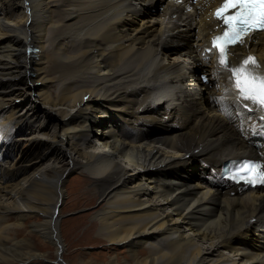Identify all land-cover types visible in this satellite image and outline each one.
Segmentation results:
<instances>
[{"label": "bare ground", "instance_id": "obj_1", "mask_svg": "<svg viewBox=\"0 0 264 264\" xmlns=\"http://www.w3.org/2000/svg\"><path fill=\"white\" fill-rule=\"evenodd\" d=\"M203 4L0 0V264H66L63 226L69 244L126 250L75 247L72 264H264V188L210 181L208 165L264 158V132L214 60ZM249 52L264 64V32Z\"/></svg>", "mask_w": 264, "mask_h": 264}, {"label": "snow or ice", "instance_id": "obj_2", "mask_svg": "<svg viewBox=\"0 0 264 264\" xmlns=\"http://www.w3.org/2000/svg\"><path fill=\"white\" fill-rule=\"evenodd\" d=\"M229 8L236 9L234 15H230L225 17L221 11H227ZM215 15L218 19L223 21L224 25L228 27L225 29L223 33V37H214L213 44L216 46V41L223 39L224 44L221 47V55L227 50V42L233 40V37L238 34L240 31H244L245 29H249L251 31L256 30H264V0H222L221 8H218L215 12ZM254 25H259V29L254 27ZM234 43L242 44L244 41H233ZM249 62H251L253 67H258L254 58L252 56H248L244 58V63L236 68H229L228 64L225 60L221 59L219 61L220 65L227 71L232 72V76L229 78L230 80H235L234 87L238 90L237 103L239 100H250L252 104H257L256 92L257 89L253 87V85L245 80L243 83L239 79L240 75L246 73L251 77L252 81L259 82V92L261 94L260 103H264V74H260L254 72L251 68L248 67ZM220 99V98H217ZM243 107L247 108V105H243ZM252 111V109H248ZM261 119H264L262 117ZM238 169H247L251 171L253 168L262 169L258 173L259 182L264 183V163L257 164L254 161H243L241 164L237 165ZM232 175H236V173H232ZM251 183V177L248 178Z\"/></svg>", "mask_w": 264, "mask_h": 264}, {"label": "rangeland", "instance_id": "obj_3", "mask_svg": "<svg viewBox=\"0 0 264 264\" xmlns=\"http://www.w3.org/2000/svg\"><path fill=\"white\" fill-rule=\"evenodd\" d=\"M20 8H18V9H16V11H15V13L13 14V18H17L18 17V15H19V13H20ZM55 83H57V81H52L51 82V84L49 85V86H51V87H53V85H54V87H55ZM48 86V87H49ZM50 87V88H51ZM27 102H29L30 103V100H25L21 105H20V109H23V111L25 110V109H27L28 108V106H29V103H27ZM39 103V102H38ZM25 104H26V106H25ZM39 105L41 106V107H44V108H46L47 109V107L45 106V104L43 105V103L42 102H40L39 103ZM42 121V119L40 118V119H38V121L37 122H41ZM30 134V133H29ZM28 133L26 134V135H29ZM23 135V134H22ZM25 135V134H24ZM16 136H19V135H16ZM77 172H71V174H69V176H67L68 178H72V177H74L75 175H77L76 174ZM19 177H22V175H20ZM86 187H89L88 185H86ZM94 207H92V208H82V209H76V210H73V211H66V210H64L62 213H61V219H65V218H70V217H72V216H75V215H79V214H81V213H85V212H87V211H91L92 209H93ZM13 220V219H12ZM12 220H10V221H12ZM61 222H64L63 220L61 221ZM62 225H64V224H62ZM61 226V225H60ZM87 228V223L86 224H84L82 227H81V229H80V233L79 234H82V232H83V230H85ZM64 229H65V226H63V228H62V230H60V227L58 228V231H60V234L62 235H60V238L62 239V242H63V244H64V246H63V254H62V260L64 261V262H66V264L68 263V264H72V262L73 263H76L74 260H72L71 259V252H72V250H74L75 249V247H79V249H82L84 252H86V253H88V255H89V257H94V256H99V255H105V254H109V253H111V254H116V252H119L118 254H119V256L120 257H124V255L126 254V250L124 249V247H122V246H117V248H116V252H115V250H108V249H106V245H107V243L106 242H103V243H100V244H93V243H84L83 245H77V244H69V242L66 240V237L64 236ZM62 231V232H61ZM87 236H93L94 234H95V231L94 230H92V229H88V230H86L85 232H84ZM33 238H35V239H37V240H35V242L36 241H40V239L41 238H39V237H37V236H34ZM46 250H48V251H50L51 252V248H47ZM106 252H109V253H106ZM103 253V254H102ZM51 255H52V253H50ZM105 256H107V255H105ZM76 261H84V260H82V259H84L83 257H76ZM79 259V260H78ZM89 259V258H88ZM72 260V261H71ZM85 260H87V259H85ZM92 260V259H91ZM93 261V260H92ZM95 261V260H94ZM104 262H107V261H104ZM38 264H55L54 262H45V261H42V262H40V263H38ZM102 264V263H101Z\"/></svg>", "mask_w": 264, "mask_h": 264}]
</instances>
